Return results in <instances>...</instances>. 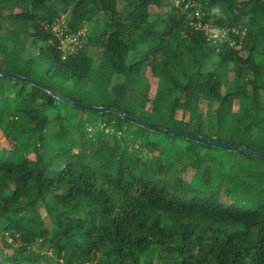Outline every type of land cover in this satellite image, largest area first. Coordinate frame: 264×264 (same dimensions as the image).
<instances>
[{
    "label": "trees",
    "instance_id": "obj_1",
    "mask_svg": "<svg viewBox=\"0 0 264 264\" xmlns=\"http://www.w3.org/2000/svg\"><path fill=\"white\" fill-rule=\"evenodd\" d=\"M175 1L182 0H0V71L34 80L37 65L46 79L95 98L69 97L77 102L129 114L122 102L135 101L146 105L141 121L254 149L248 144L264 143V0H192L209 23L247 30L242 41L234 37L239 49L189 30L190 10ZM60 17L66 32L85 30L65 60L44 29ZM97 66L102 76L90 74ZM147 71L162 89L152 98ZM122 122L0 77V264H264V202L243 208L227 191L177 193L160 149L195 161L199 150L128 123L130 133ZM135 135L146 149L130 147ZM200 165L202 178L211 172L204 187L212 174L219 183L224 161L217 171ZM254 167L241 182L254 178Z\"/></svg>",
    "mask_w": 264,
    "mask_h": 264
},
{
    "label": "rangeland",
    "instance_id": "obj_2",
    "mask_svg": "<svg viewBox=\"0 0 264 264\" xmlns=\"http://www.w3.org/2000/svg\"><path fill=\"white\" fill-rule=\"evenodd\" d=\"M170 4H171V2L169 3V5ZM171 5H173V4H171ZM149 9L151 12H154V13L160 12V9L157 6L154 7V5L151 6ZM164 45H165V43L161 42V44H160L161 49H163ZM101 52H102V49L100 47L95 50V59L96 60L102 54ZM37 69H38V66L35 65L34 68L30 70V73H29V75H31V77L34 78V81L39 82V83L43 82L44 84L49 85L52 89L59 92L60 94H62L65 97H71L74 99H78L80 101H84L87 104H92L95 101V98H91L90 94L87 93V91H84L83 93L81 91V93L78 94V90H79L78 88H80L79 86L73 85V83H69V82L66 83V82L60 81L59 79L48 80V79H46V77L44 75L41 74V72L39 73L37 71ZM103 73H104V68L101 66H97V67H95L94 70L90 71V74L96 75V77L102 76ZM146 75H148V77H150V80H149L150 84H151L150 98H152L153 95L160 94L162 92V89L157 88V85L155 84L156 81H154V78L152 79L150 76V71H147ZM178 75L179 74H177V77H179ZM230 78H232L231 75H230ZM18 83H21V82H18ZM29 86H31V85H29ZM58 102H60V101H58ZM60 103H62V102H60ZM85 103H83V104H85ZM62 104H64V103H62ZM95 104L103 105L104 103H95ZM69 107H71V106H69ZM99 107H104V106H99ZM122 108L124 110H126L127 112H129V114L133 115L134 116L133 118H136L139 120H141V118H143L146 114L145 113L146 105L143 108L142 105L137 104L135 101H131L130 104L122 102ZM58 109H60L59 106H58ZM74 109H76V108H74ZM76 110H79V109H76ZM83 111H85V110H83ZM149 114H150V112H149ZM206 114H208L207 110H206ZM159 119H160L159 116H154L153 120H155V121H153V120L152 121L155 123H158L162 126H166L165 122H167V120L158 121ZM125 122H122L124 130L130 131V133L135 131V130H133L134 127H130L128 125V123L130 125H134V124H131L128 121H125ZM150 124H152V123H150ZM175 124H176L175 125L176 128L180 127V123L176 122ZM134 126H136V125H134ZM136 127H138V126H136ZM100 128H102L106 131L112 130V129H105L103 126H100ZM182 129L183 130H189V128L187 127L186 124L183 125ZM170 130H173V129H170ZM147 132L150 135L161 136L159 134H156V133H153L150 131H147ZM182 132H184V131H182ZM186 133H188V132H186ZM166 135H164V136H166ZM168 136L174 137L171 135H168ZM175 138H177V140L180 142V144L183 147L187 145V147L190 146L193 148H197L199 150V153H200V157H199L200 160L195 161L194 158H191L190 160L187 159L189 157V154L185 153L183 150H181L179 157H178V156L174 155V151L169 149L167 146L162 147L160 149L163 152V157L165 158L162 160L163 163L167 166L169 163L172 164V168L170 170H173V171L171 172L170 175H172L173 178L169 181V183L172 186V189L177 191V193L183 194L185 196H190L189 194H186V193L191 191L193 188H199L198 189L199 191L206 192V193L216 192L220 197L226 198L228 196V194H226V191H227V192H231L233 194L232 200H235L243 208H246V206L249 205L251 202H253V203L250 205V207H253V205H255V203L264 202V163H263V161H260V159H258V158L254 159L256 157H252V156L251 157H245V156H241V154L233 155L236 153L231 154V152H227V151L220 150V149H215V148L207 149L209 147H205L202 145L197 146L199 144H195L194 142L187 141V140L182 139V138H178V137H175ZM209 138H211V137H209ZM262 138H264V135ZM144 144L145 143L143 141V138L141 139L140 136L135 135L129 139V145L131 148L133 146L135 149H138V146L139 147L142 146L140 148V150H142V149L144 150L147 148V145L144 146ZM244 145H247V144L244 143ZM248 146H251L254 149L248 148V147H242V148H248V149H252V150H256V151H260V152L264 153V143L261 144V141L254 142L253 144H248ZM204 160H206L207 163ZM220 161H224L225 166L223 168H221L217 174V176L221 175L220 178L218 179L217 176L214 177L218 180L219 183H216V181L213 179V174H212L211 175V177H212L211 183H208V186L204 187V185L206 183V182H204V180L207 179V177L210 175L211 172H209V174H207L204 178H202V176H201L202 171H200V170L197 171V169H196L198 162H200L202 164L200 166H203V168L205 166H208L211 168V170L217 171V169H218L217 163ZM260 165H262L261 166L262 168L258 167ZM253 166H255L254 168H256V166L258 167V169L255 170L250 176V178L251 177H254V178H252V179L248 178L249 180L247 182L246 181L241 182L243 179L245 170L248 167L250 168ZM203 168H202V170H203ZM232 168L235 171H237V173H236L237 177L233 180L231 179V181H227V179L232 177V173H233ZM178 176H181L179 178H181L183 181L179 180V178L177 179ZM253 179H255V180L252 181ZM15 247L16 246L14 245V247H12L11 249H4L2 252V255H11V254L15 253L14 252ZM49 255L50 254L48 253V256Z\"/></svg>",
    "mask_w": 264,
    "mask_h": 264
},
{
    "label": "built area",
    "instance_id": "obj_3",
    "mask_svg": "<svg viewBox=\"0 0 264 264\" xmlns=\"http://www.w3.org/2000/svg\"><path fill=\"white\" fill-rule=\"evenodd\" d=\"M181 4H183V11L190 10L186 16L188 27L194 31H201L207 43L217 44L226 42L230 47L240 48V44L235 42L234 37L242 41L246 34L245 28H225L210 25L204 21V13L192 0L176 1L178 7ZM44 29L50 31L58 42L57 49L61 52L62 60H65L70 55L76 54L82 46L85 30L78 31L75 34L66 32L63 17L53 20L49 25H44Z\"/></svg>",
    "mask_w": 264,
    "mask_h": 264
},
{
    "label": "water",
    "instance_id": "obj_4",
    "mask_svg": "<svg viewBox=\"0 0 264 264\" xmlns=\"http://www.w3.org/2000/svg\"><path fill=\"white\" fill-rule=\"evenodd\" d=\"M0 77L10 79V80H14V81L21 82V83H25L27 85H31V86H34L36 88H39V89L47 92L49 95H51L56 100L66 104L68 106H71L73 108L79 109V110H85L87 112L94 113V114L112 113L114 115L119 116L122 120L128 121L131 124H134V125L142 128L146 131H150V132H153V133H156L159 135H166V134L171 135V136L182 138V139H185L187 141H191V142H194L196 144H199V145H202L205 147H209V148H215V149H220V150H224V151L231 152V153L244 154V155L264 159V153L260 152V151H256V150H252V149H248V148H239V147L233 146L231 144L218 142V141H209L207 138L201 137L199 135L186 133V132H182L179 130L162 129V128L154 126L148 122L133 118L128 113L121 111V110L113 109L110 107H96V106H91V105H87V104L77 102V101H75L69 97H65L62 94H60L59 92L52 90V89L48 88L47 86H45L41 83H38V82L34 81L33 79H30L27 77H21L19 75H15L12 73H6L3 71H0Z\"/></svg>",
    "mask_w": 264,
    "mask_h": 264
},
{
    "label": "clouds",
    "instance_id": "obj_5",
    "mask_svg": "<svg viewBox=\"0 0 264 264\" xmlns=\"http://www.w3.org/2000/svg\"><path fill=\"white\" fill-rule=\"evenodd\" d=\"M178 2H180V1H178ZM174 7H177V8H180V7H178L177 5H176V1L174 2ZM199 8H200V6H199ZM200 10H202V12L204 13V21L205 22H207V23H209L207 20H206V15H205V12L203 11V9L202 8H200ZM213 13L215 14V13H219V8H213ZM186 24H187V20H186ZM210 25H213V24H211V23H209ZM213 26H217V25H213ZM187 27H188V25H187ZM217 27H225V28H231V27H227V26H217ZM237 28H243V27H241V25H238V26H236ZM188 29L189 30H191V31H193V32H200V33H202L201 31H194V30H192V29H190L189 27H188ZM246 32H247V30H246ZM202 35H203V33H202ZM204 36V35H203ZM204 39H205V37H204ZM206 41V40H205ZM219 44H221V43H219ZM234 48V47H233Z\"/></svg>",
    "mask_w": 264,
    "mask_h": 264
}]
</instances>
